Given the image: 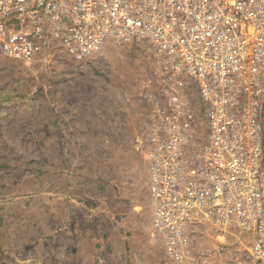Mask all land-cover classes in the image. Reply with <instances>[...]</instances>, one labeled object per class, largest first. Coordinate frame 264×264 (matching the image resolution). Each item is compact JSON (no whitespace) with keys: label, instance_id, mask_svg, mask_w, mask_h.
<instances>
[{"label":"rangeland","instance_id":"1","mask_svg":"<svg viewBox=\"0 0 264 264\" xmlns=\"http://www.w3.org/2000/svg\"><path fill=\"white\" fill-rule=\"evenodd\" d=\"M148 41L108 39L85 60L0 50V264H172L153 224L149 114L165 103ZM178 90L199 110L193 79ZM208 264H253L249 239L189 229Z\"/></svg>","mask_w":264,"mask_h":264},{"label":"built area","instance_id":"2","mask_svg":"<svg viewBox=\"0 0 264 264\" xmlns=\"http://www.w3.org/2000/svg\"><path fill=\"white\" fill-rule=\"evenodd\" d=\"M148 41L165 95L149 116L153 224L172 264H208L189 229L250 241L264 264V0H0V50L32 62L75 60L107 40ZM195 81L199 110L178 90Z\"/></svg>","mask_w":264,"mask_h":264}]
</instances>
